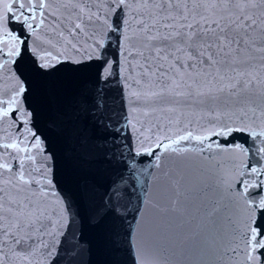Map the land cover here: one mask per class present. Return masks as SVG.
I'll return each instance as SVG.
<instances>
[{"label": "water", "instance_id": "obj_1", "mask_svg": "<svg viewBox=\"0 0 264 264\" xmlns=\"http://www.w3.org/2000/svg\"><path fill=\"white\" fill-rule=\"evenodd\" d=\"M0 264H264V0H139L0 214Z\"/></svg>", "mask_w": 264, "mask_h": 264}, {"label": "snow or ice", "instance_id": "obj_2", "mask_svg": "<svg viewBox=\"0 0 264 264\" xmlns=\"http://www.w3.org/2000/svg\"><path fill=\"white\" fill-rule=\"evenodd\" d=\"M96 105L98 108V113H96L99 116V123L104 125L107 120V113L105 111L106 109V104L103 98L99 99L96 101ZM109 128L111 127L110 124L107 125ZM122 143L119 140H114L112 141L110 147L112 149V152H119V150L122 148ZM135 153L132 152L130 155L127 152H120V158L121 161L124 163V172H128L133 178L137 176L138 174L135 173L133 170L135 168L134 164V157ZM111 158V154H109V157ZM123 175V173H121ZM111 193H115V189L110 187L108 192L105 193L104 200L101 203V206L97 208V215L101 218L105 215L106 211L108 210L109 207V202L112 200V195Z\"/></svg>", "mask_w": 264, "mask_h": 264}]
</instances>
